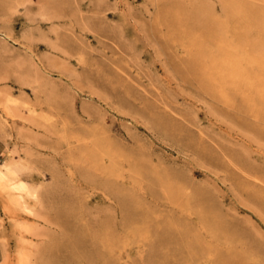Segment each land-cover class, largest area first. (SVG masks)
<instances>
[{
	"label": "rangeland",
	"instance_id": "374dc122",
	"mask_svg": "<svg viewBox=\"0 0 264 264\" xmlns=\"http://www.w3.org/2000/svg\"><path fill=\"white\" fill-rule=\"evenodd\" d=\"M195 5L208 29L182 17ZM262 13L264 0H0V165L25 163L41 196L35 215L12 213L0 187V264H44L49 234H67L47 222L57 178L85 205L69 219L84 239L91 221L108 230L93 262L67 243L60 261L264 264ZM197 51L207 84L184 63ZM84 149L101 166L94 179L122 173V210L79 177L96 165Z\"/></svg>",
	"mask_w": 264,
	"mask_h": 264
},
{
	"label": "bare ground",
	"instance_id": "6f19581e",
	"mask_svg": "<svg viewBox=\"0 0 264 264\" xmlns=\"http://www.w3.org/2000/svg\"><path fill=\"white\" fill-rule=\"evenodd\" d=\"M177 1V0H176ZM196 1V0H194ZM199 1V0H198ZM167 2V1H166ZM197 3V2H196ZM195 3V4H196ZM200 3V2H199ZM203 3V2H202ZM166 4V3H165ZM164 4V5H165ZM170 4V3H169ZM168 5V3L166 4ZM178 5V4H177ZM202 5V4H201ZM233 5V4H231ZM236 5V4H235ZM179 6V5H178ZM209 6V5H207ZM206 6V7H207ZM165 7V6H164ZM183 7V6H182ZM196 7V5H195ZM198 7V6H197ZM195 8L192 10L191 14L189 15L188 13H183L184 18H186L187 21H189V25L191 27L193 26H197L200 29H208V24L210 22V18L206 15V10L205 12H203L201 9L202 7L199 6V8ZM201 8V9H200ZM232 8V7H231ZM235 8V7H234ZM172 6L170 5V8H167L166 11V22L169 26H172V23L176 24L177 19L175 18V14H174V18L172 19V12L176 11L172 10ZM211 9V8H210ZM240 9V8H239ZM191 11V9H189ZM188 10V11H189ZM230 10V9H229ZM178 11V10H177ZM181 11V10H180ZM185 12V11H184ZM231 12V11H230ZM229 12V13H230ZM176 13V12H175ZM190 13V12H189ZM228 13V14H229ZM254 13V12H253ZM177 14V13H176ZM213 14V13H212ZM239 14V13H238ZM238 14L236 16H238ZM245 14V13H244ZM264 14V13H262ZM232 15V14H231ZM231 15L228 18H231ZM242 15V14H241ZM250 15H252L250 13ZM179 16V15H177ZM233 16V15H232ZM244 16V15H243ZM260 16V15H259ZM181 17V15H180ZM233 18V17H232ZM249 20H247L249 23L250 21L253 22H257L258 21V16L257 13L256 15H252L251 17H248ZM182 19V18H181ZM210 19V20H209ZM217 19V18H215ZM251 19V20H250ZM165 20V18H164ZM176 20V21H175ZM175 21V22H174ZM212 21V20H211ZM246 21V22H247ZM261 21V20H260ZM211 23V22H210ZM224 24V23H222ZM221 24V25H222ZM257 24V23H256ZM166 25V24H164ZM179 25V24H178ZM182 25H183V21H182ZM186 25V24H185ZM252 25V24H250ZM175 26V25H173ZM184 26V25H183ZM187 26V25H186ZM248 26V25H247ZM259 26V25H258ZM255 27V26H254ZM172 28V27H171ZM179 28V27H178ZM197 28V29H198ZM257 28V27H256ZM190 30V29H189ZM188 30V31H189ZM212 30V29H209ZM174 31V30H173ZM201 31V30H200ZM260 31V30H259ZM199 32V31H198ZM206 36H208V38H211L215 31L213 30L211 31H207ZM203 34V32H202ZM246 36V35H245ZM217 37V36H216ZM257 41V40H256ZM206 42V41H205ZM260 42V41H259ZM252 42H250V45ZM200 44V43H199ZM198 44V45H199ZM257 44V43H255ZM262 45H264V43H261ZM203 45V44H202ZM197 46V45H196ZM248 46V45H247ZM261 46L258 44V47ZM198 47V46H197ZM204 48V46H202ZM258 47H256L255 49H257ZM260 48V47H259ZM258 48V49H259ZM194 49V48H193ZM257 49V50H258ZM261 49V48H260ZM204 50V49H203ZM206 50V49H205ZM253 51V50H252ZM192 52V51H191ZM190 52V53H191ZM205 53V52H204ZM201 53V51H197L195 54H190V58L188 60H186L185 66L190 69L193 73V75H197L200 76V80L203 84H207L206 79L204 78L205 76V70L201 65V61L200 59L202 58L203 54ZM209 53V52H207ZM208 55V54H207ZM212 56V55H211ZM210 58V57H209ZM218 58V57H217ZM259 58V57H258ZM211 59V58H210ZM205 61V60H204ZM215 61V60H214ZM180 62V61H179ZM210 62V60H209ZM208 63V62H207ZM215 63V62H213ZM207 65V64H206ZM209 65V64H208ZM212 67V66H211ZM207 69V68H205ZM209 73V72H207ZM199 80V81H200ZM211 89V88H210ZM250 101V100H249ZM94 133V132H93ZM88 135V134H87ZM85 137V136H84ZM111 144V143H110ZM84 151H86V156L88 157V160H90L91 162L93 161V164L96 163V165H94V167L92 168L93 170V174L86 169L80 170L79 168V177H81V180L83 179L85 182L89 183V184H96L100 185V187H103V190H105V192H111L112 194H114L118 200L119 206H120V210H122L123 207V196L121 194V192L123 191V184L121 182V178L122 173H115L116 175V181L115 180H111L110 178H102L100 180H97L96 177L94 179V172L99 171L100 167L97 165V156H95L89 149H84ZM206 151V150H205ZM204 151V152H205ZM68 152V151H67ZM202 152V151H201ZM202 152V153H204ZM201 153V154H202ZM66 156L70 159H76L79 158V156L76 154L75 151H70L68 153H65ZM205 155V154H204ZM66 158V157H65ZM63 160V159H62ZM80 160V159H79ZM14 161V160H13ZM67 161V160H66ZM63 162V161H62ZM66 163V162H65ZM112 163V161L110 162ZM67 165V164H66ZM71 166V165H70ZM113 166L109 164V166L107 167L110 168L111 170ZM34 168V167H33ZM29 167L25 164V163H15V162H10V161H3L0 165V187H1V191L4 193V195L7 196L6 202H5V207L7 210H9V212H17L20 211V213H25V215H35V206L38 203V199L41 197L39 196L38 192H39V187L35 186L32 182H29L25 179V175L28 172ZM78 169V168H77ZM89 169V168H88ZM53 171V169H52ZM56 171V170H55ZM53 171V172H55ZM58 171V170H57ZM56 171V172H57ZM60 171V170H59ZM55 172V173H56ZM53 176V174H52ZM55 176V175H54ZM62 176V175H61ZM37 177V176H36ZM34 177V178H36ZM60 178V177H59ZM68 178V177H67ZM98 178V176H97ZM119 178V179H118ZM55 180V179H54ZM62 180V179H61ZM65 180V178H64ZM81 180L76 179V177L74 175L71 174L70 176V181L74 182V183H80ZM119 180V181H118ZM67 181V180H66ZM68 181V182H70ZM36 182V181H35ZM55 182V181H54ZM63 182V181H62ZM61 181L56 180L55 184L52 183V186L50 189H48V193L46 192L45 194L47 195V197H45L48 201L49 198V209L51 210L52 215L51 216V220H48L47 222L50 224H54L56 226H59L63 229L64 233L66 232V235H62L59 233H51L49 234V240L48 242L40 248V253H42V257H44V264H70L67 260H62L60 261L59 259L56 258L55 256V249L58 248V245H61L63 243H67L70 246L73 247H81L80 248V253L79 255L83 258H85V261L87 262H93V255H92V246L95 245L98 240H100L102 237H104L108 230L105 227V221L99 220V221H95L93 223V221H91L92 223L90 224H94L93 226H89V228L85 231L87 232V234L89 235L88 240L84 239V236H82V234H84V232L82 230H79L77 227V224L74 222H71L69 219H73V220H78L80 216L85 215L86 214V210L84 208V206L81 203H76L74 200V197L72 195H70V193H67L65 196L62 195V190H65V188L61 185L62 184ZM120 182V183H119ZM86 183V184H87ZM64 185V184H63ZM67 185V184H65ZM64 185V186H65ZM44 186V185H43ZM42 186V187H43ZM95 186V185H94ZM101 187V188H102ZM49 188V187H48ZM94 188V187H93ZM96 188V187H95ZM67 191H70V187L67 186ZM47 190V189H46ZM77 190H79L77 188ZM42 191V190H41ZM104 192V191H103ZM102 192V193H103ZM43 193V192H42ZM41 193V194H42ZM85 193V192H84ZM44 194V193H43ZM45 195V196H46ZM111 195V194H110ZM44 197V196H42ZM44 200V199H43ZM30 201H33V203L31 204ZM45 201V200H44ZM41 202V201H40ZM47 203V202H46ZM45 204V203H44ZM40 205V204H39ZM46 205V204H45ZM45 207V206H44ZM43 208V207H42ZM48 208V207H47ZM5 209V208H4ZM90 209V208H89ZM37 210V209H36ZM47 211V210H45ZM12 212V213H13ZM89 212V211H88ZM101 212V211H100ZM90 214V213H89ZM24 215V214H23ZM103 215V214H102ZM43 217V216H42ZM102 217V216H100ZM106 217V215H105ZM18 219V218H17ZM106 219V218H105ZM107 220V219H106ZM46 221V220H45ZM119 227L122 229L123 227V216L121 215L120 217V223H119ZM38 251V250H37ZM38 253V252H37ZM58 255V254H57ZM41 256V255H40ZM39 257V255H38ZM43 259V258H42ZM4 260V259H3ZM2 260V261H3ZM82 261V260H81ZM43 261H41L42 263ZM73 262V259H72Z\"/></svg>",
	"mask_w": 264,
	"mask_h": 264
},
{
	"label": "crops",
	"instance_id": "0c3cea01",
	"mask_svg": "<svg viewBox=\"0 0 264 264\" xmlns=\"http://www.w3.org/2000/svg\"><path fill=\"white\" fill-rule=\"evenodd\" d=\"M5 149H6V144H5L4 140H2V138H0V157L4 153Z\"/></svg>",
	"mask_w": 264,
	"mask_h": 264
}]
</instances>
